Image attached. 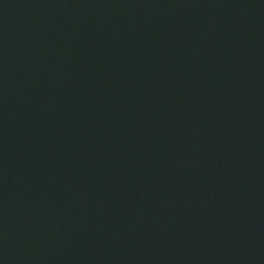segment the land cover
<instances>
[{"label": "water", "instance_id": "1", "mask_svg": "<svg viewBox=\"0 0 264 264\" xmlns=\"http://www.w3.org/2000/svg\"><path fill=\"white\" fill-rule=\"evenodd\" d=\"M0 264H264V0H0Z\"/></svg>", "mask_w": 264, "mask_h": 264}]
</instances>
